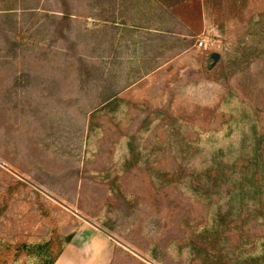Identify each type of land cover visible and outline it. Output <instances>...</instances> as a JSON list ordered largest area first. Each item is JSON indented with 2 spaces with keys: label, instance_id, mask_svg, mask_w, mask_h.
Listing matches in <instances>:
<instances>
[{
  "label": "rangeland",
  "instance_id": "obj_1",
  "mask_svg": "<svg viewBox=\"0 0 264 264\" xmlns=\"http://www.w3.org/2000/svg\"><path fill=\"white\" fill-rule=\"evenodd\" d=\"M68 1L69 40L77 26H105L89 0ZM135 1L116 0L120 25L106 27L121 48L115 64L91 57L113 68L101 81L129 79L109 103L94 73L90 81L75 57L54 54L65 41L49 33L37 55L19 56L11 71L1 65L0 92L12 73L30 72L36 99L0 109V264H48L73 233L74 243L92 234L98 247H112L111 264H264V0ZM38 4L39 12L63 9L62 0ZM159 4L176 16V34L159 38L160 50L183 40L187 48L136 79ZM214 50L220 59L208 69ZM212 155L240 160L228 177L240 186L230 194L217 186L205 202L183 179ZM230 205L227 220L219 217ZM193 238L213 244L214 262L206 244L192 251Z\"/></svg>",
  "mask_w": 264,
  "mask_h": 264
},
{
  "label": "trees",
  "instance_id": "obj_2",
  "mask_svg": "<svg viewBox=\"0 0 264 264\" xmlns=\"http://www.w3.org/2000/svg\"><path fill=\"white\" fill-rule=\"evenodd\" d=\"M38 1L39 0H0V67L1 65L7 64L8 69L11 71L14 68L13 62L18 59L19 56H26L27 53L30 55H37L41 51L39 44L41 42L40 37L44 38L46 35L44 33H49L51 36V40L53 42L62 39L64 42V48H59V50L54 51L55 55H68L71 57H75L77 59L76 69L78 74L83 69L87 71L89 75V80L91 81V73L95 74L98 78L100 84H103L104 93L103 100L105 103H109L114 100L115 96L119 91L126 89L130 86L127 82L129 79L119 78L118 80L107 81L109 79H105L101 81V74L105 73L107 78H110V75L113 73V68H106L103 63H98L94 61L91 57L95 54L97 58H106V57H114L113 62L115 64L116 58H118V54L121 48H118L115 41L111 38L110 32L106 31L107 25H112L111 28L117 29L120 23H117L115 16V6L116 0H89L90 5L93 9V18L102 19L105 21V26L101 28L88 29L86 27L77 26V37L75 40H69V34L66 32L63 26H66L68 30H73V13H71L68 0H62L63 9L58 12H39L38 10ZM133 1L134 4L137 2ZM209 3H212L213 0H206ZM108 5H106L107 3ZM142 2H138L141 4ZM156 7V16L155 22L157 23L156 27L153 28L155 32H153L154 36L149 38V43H144V49L146 54L150 53L148 58L140 59L139 66L136 73V79L139 78L140 73L149 74L151 71L157 69L161 63L159 62L167 52H172L174 50H184L187 48L185 46L184 40L180 43L181 47H168L164 52L160 50L159 44H157V40L159 38L171 39L168 35H174L175 28L171 25L172 21L175 20V15L170 12L167 8H165L162 4ZM107 6V8H106ZM140 6V5H139ZM107 10L111 13L112 16L107 15ZM163 12V13H162ZM103 13V14H102ZM167 13V14H165ZM144 14V12H143ZM143 14L141 17H143ZM168 15V16H167ZM170 40V41H171ZM67 41V42H66ZM89 41V42H88ZM180 41V40H179ZM82 42V43H81ZM145 42V41H141ZM107 43V44H106ZM83 45V46H82ZM67 46L71 48L72 51H69V48L66 50ZM138 50V49H137ZM255 55V54H254ZM253 56V55H252ZM247 57L243 59L246 61ZM220 59V53L218 51H212L209 54V65L208 69H211L216 66ZM146 60V61H144ZM31 71V70H30ZM207 71V70H206ZM100 74V75H98ZM135 74V73H134ZM143 74V75H144ZM104 75V74H103ZM32 74L27 72L26 75H19L12 73L11 79L5 84L0 92V109L3 111L7 104L12 103L13 109L20 107L19 103L25 101L36 99L34 97V92L30 91V87L32 86ZM130 79L132 76L129 77ZM123 84V87L120 85ZM26 87V88H25ZM28 88V89H27ZM23 89L25 91L24 94H18V91ZM262 150V142L255 143V151L259 153ZM207 155V154H206ZM258 157H260L258 155ZM136 157H134L135 159ZM208 162H205L204 167L197 168L195 164L187 169L186 177L183 179V183L188 187V190L194 194L195 196H199L205 202L209 201L213 192L217 189V186H222L228 184V192L226 194H230L231 190L236 188V186H240V180H229V176L235 172V168L240 164V160L237 159L233 163H225L220 159H217V155H212V157H208ZM219 160V161H217ZM245 164L247 161H243ZM127 167V166H126ZM128 169V168H127ZM226 178V179H225ZM228 178V180H227ZM223 183V184H222ZM222 207L218 212V216L221 218H225L231 215V205L229 206V211L226 215L222 214ZM213 240L215 238L214 234H210ZM206 237V235H203ZM72 238L69 235L66 241H70ZM206 242V243H205ZM209 246L207 254L204 253V257L208 259L209 263L215 261L216 256L213 258L211 256V251L214 246L209 241H204L203 239H191L190 247L192 251L198 252L204 249V245ZM197 255V254H196ZM220 257L225 259V255L220 254ZM196 259L191 258V261ZM54 261H49L48 264H53ZM224 264V263H222Z\"/></svg>",
  "mask_w": 264,
  "mask_h": 264
},
{
  "label": "crops",
  "instance_id": "obj_3",
  "mask_svg": "<svg viewBox=\"0 0 264 264\" xmlns=\"http://www.w3.org/2000/svg\"><path fill=\"white\" fill-rule=\"evenodd\" d=\"M85 227V226H83ZM91 230H93L90 227ZM73 233V232H72ZM75 233L70 241L65 243L63 252L54 261L53 264H111L113 248L107 249V246L94 243V236L89 234L86 241L74 243ZM77 239V238H76Z\"/></svg>",
  "mask_w": 264,
  "mask_h": 264
},
{
  "label": "built area",
  "instance_id": "obj_4",
  "mask_svg": "<svg viewBox=\"0 0 264 264\" xmlns=\"http://www.w3.org/2000/svg\"><path fill=\"white\" fill-rule=\"evenodd\" d=\"M204 44H205V39H200L199 46H204Z\"/></svg>",
  "mask_w": 264,
  "mask_h": 264
}]
</instances>
